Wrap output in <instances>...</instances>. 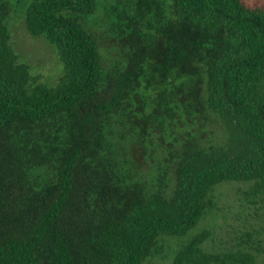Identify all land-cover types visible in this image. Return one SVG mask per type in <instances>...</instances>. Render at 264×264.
Wrapping results in <instances>:
<instances>
[{
    "label": "trees",
    "instance_id": "1",
    "mask_svg": "<svg viewBox=\"0 0 264 264\" xmlns=\"http://www.w3.org/2000/svg\"><path fill=\"white\" fill-rule=\"evenodd\" d=\"M100 2L28 4L49 86L0 0V264H258L191 234L226 183L264 210V0H127L92 30Z\"/></svg>",
    "mask_w": 264,
    "mask_h": 264
},
{
    "label": "rangeland",
    "instance_id": "2",
    "mask_svg": "<svg viewBox=\"0 0 264 264\" xmlns=\"http://www.w3.org/2000/svg\"><path fill=\"white\" fill-rule=\"evenodd\" d=\"M31 1L9 0L12 11L7 25L14 47L22 60L31 66L33 74L42 76L43 83L54 86L64 74L63 66L53 47L43 37H34L27 30L25 10ZM117 2L123 4L127 0H101L97 13L85 20L86 26L92 30L95 29L94 26H98L99 29L102 26H110L107 9ZM103 52L110 59L106 49H103ZM248 187L249 184L246 183L220 185L215 193L217 210L212 212L191 235L209 229L212 235L208 245L215 251L231 250L241 244L256 246L259 244L262 253L258 254V264H264V210L259 209V206H255L247 198ZM169 243L173 249L176 247V242L170 240ZM170 255L171 252L167 251L164 256L168 258Z\"/></svg>",
    "mask_w": 264,
    "mask_h": 264
}]
</instances>
